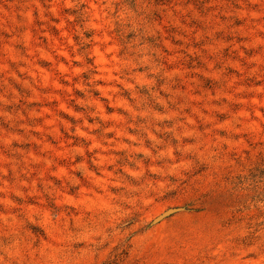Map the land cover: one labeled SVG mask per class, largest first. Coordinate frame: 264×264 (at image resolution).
<instances>
[{"label": "rangeland", "instance_id": "rangeland-1", "mask_svg": "<svg viewBox=\"0 0 264 264\" xmlns=\"http://www.w3.org/2000/svg\"><path fill=\"white\" fill-rule=\"evenodd\" d=\"M0 264H264V0H0Z\"/></svg>", "mask_w": 264, "mask_h": 264}, {"label": "water", "instance_id": "water-1", "mask_svg": "<svg viewBox=\"0 0 264 264\" xmlns=\"http://www.w3.org/2000/svg\"><path fill=\"white\" fill-rule=\"evenodd\" d=\"M168 212V211H167ZM166 213V212H165Z\"/></svg>", "mask_w": 264, "mask_h": 264}]
</instances>
